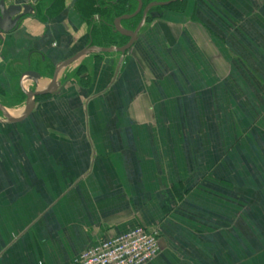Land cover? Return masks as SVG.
Instances as JSON below:
<instances>
[{
    "label": "crops",
    "instance_id": "crops-1",
    "mask_svg": "<svg viewBox=\"0 0 264 264\" xmlns=\"http://www.w3.org/2000/svg\"><path fill=\"white\" fill-rule=\"evenodd\" d=\"M54 1L0 34L6 115L51 91L0 114V264H71L135 227L158 231L148 264H264V0L152 2L125 54L68 65L100 18Z\"/></svg>",
    "mask_w": 264,
    "mask_h": 264
},
{
    "label": "built area",
    "instance_id": "built-area-1",
    "mask_svg": "<svg viewBox=\"0 0 264 264\" xmlns=\"http://www.w3.org/2000/svg\"><path fill=\"white\" fill-rule=\"evenodd\" d=\"M157 229L135 227L98 241L71 264H148L160 253Z\"/></svg>",
    "mask_w": 264,
    "mask_h": 264
},
{
    "label": "trees",
    "instance_id": "trees-1",
    "mask_svg": "<svg viewBox=\"0 0 264 264\" xmlns=\"http://www.w3.org/2000/svg\"><path fill=\"white\" fill-rule=\"evenodd\" d=\"M166 0H141L143 9L152 2ZM136 0H106L104 4L97 7L93 0H78L77 9L85 20H89L94 14H98L100 24L92 28V42L97 47H122L128 42V38L120 35L114 30L113 21L121 16L132 14L137 8ZM184 1L176 0L167 4L166 8H181ZM62 9L61 0H55L48 9L47 15L50 17ZM156 9V8H153ZM158 9V8H157ZM141 15L130 20H124L121 26L127 30L133 31L134 27L139 23ZM150 19V16H147Z\"/></svg>",
    "mask_w": 264,
    "mask_h": 264
},
{
    "label": "water",
    "instance_id": "water-1",
    "mask_svg": "<svg viewBox=\"0 0 264 264\" xmlns=\"http://www.w3.org/2000/svg\"><path fill=\"white\" fill-rule=\"evenodd\" d=\"M138 3L137 9L134 13L126 16H121L116 18L113 21V27L114 30L119 33L122 36L127 37L129 40L128 42L123 45L122 47H97V46H89L83 49L80 53L69 59L64 65H68L72 63L77 58L81 57L84 54H87L89 52H95V53H120L121 55L125 54L135 43V40L137 38L138 32L140 31L142 24L145 20V16L142 18L141 22L136 26V28L133 31H124L120 27V22L123 20H130L137 16L141 9H142V2L141 0H136ZM37 2V0H31L30 4H23V5H6L5 0H0V34H8L15 30L18 26L19 21L27 16V15H33L35 13L34 5ZM145 11V10H144ZM143 11V12H144ZM34 78H37V75L33 72L28 73ZM55 75L52 79L51 86L52 88L58 86L55 83ZM44 94H51V91H44V92H25L26 96V103L23 115L18 119L10 118L6 115L3 107L0 105V114L5 118L7 122H18L22 119H24L30 112L31 108L33 107V100L35 96L38 95H44Z\"/></svg>",
    "mask_w": 264,
    "mask_h": 264
},
{
    "label": "rangeland",
    "instance_id": "rangeland-1",
    "mask_svg": "<svg viewBox=\"0 0 264 264\" xmlns=\"http://www.w3.org/2000/svg\"><path fill=\"white\" fill-rule=\"evenodd\" d=\"M147 15H149V13H148ZM138 24H139V23H138ZM138 24H137V25H138ZM137 25H136V26H137ZM136 26L134 27V29L136 28Z\"/></svg>",
    "mask_w": 264,
    "mask_h": 264
}]
</instances>
